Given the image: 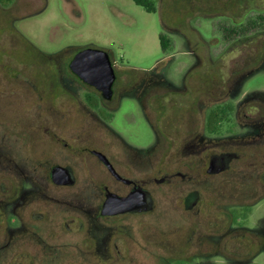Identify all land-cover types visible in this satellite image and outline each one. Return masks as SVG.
Instances as JSON below:
<instances>
[{"label": "flooded vegetation", "instance_id": "af4514ba", "mask_svg": "<svg viewBox=\"0 0 264 264\" xmlns=\"http://www.w3.org/2000/svg\"><path fill=\"white\" fill-rule=\"evenodd\" d=\"M16 2L0 0V17L10 20L9 28L2 25L0 33L12 34L10 42L21 37L13 28L20 19L19 12L13 9ZM214 2L223 4V8L233 3L232 0ZM260 11L249 12L258 15ZM243 16L232 19V26H239L237 31L244 29L243 22L248 17ZM252 18L257 25L249 32L237 33V41L261 35L259 29L264 31L260 16ZM224 19L231 21L228 17ZM227 29L224 28L228 33ZM251 32L254 33L250 35ZM171 35L174 39L166 38L169 41L166 51L176 45L187 56L197 57L196 63L181 72L158 65L148 72L133 74L117 69L108 53L115 74L110 98L104 97L102 91L85 82L72 68L75 56L92 46L47 54L27 42L32 49L25 47L20 56L29 55L27 50H31L36 59L16 65V72L11 69L1 72L8 79L22 80L25 103L38 111L40 122L34 128L35 136L50 152L44 158L33 154L23 132L0 122V149L12 156L0 158L2 167L18 169L19 173L18 182L10 180L9 186L2 185L5 192L0 200L1 226L11 238L13 233L26 234V211L40 202L44 184L55 192L86 190L93 206L92 218L99 222L164 216L168 210L160 208V197L168 189L178 191L173 199L176 212L191 220L192 225L183 232L179 245L168 246L172 252L167 259L156 257L157 264H264V85L247 88L256 76L264 77V49H258L252 59L242 51L246 57L241 59L244 64L240 60L234 67L231 80L230 76L225 80L224 73L223 80L218 82L212 80L211 66L200 63L188 35L180 29ZM1 46L0 41V49ZM3 50L8 52L4 45ZM258 57V62L252 65ZM34 64L44 69V87L29 86L31 79L22 65ZM126 106H130L129 110ZM47 112L55 120L45 117ZM175 112L184 117V125L173 135L168 115ZM65 118L78 123L66 125ZM80 123L85 128L80 129ZM132 123L147 124L154 135L151 144L138 146L128 138ZM39 170V177L32 176ZM67 175L72 184L65 182ZM137 191L149 196V206L136 203L129 211L103 214L109 195L126 198ZM9 216L15 217L16 222L9 223ZM144 226L149 227L139 225L138 233L147 240L142 232ZM68 228L64 224L62 233L68 232ZM110 235L105 239H110ZM120 240L116 237L110 244L112 264H137L133 256L135 247L142 252L150 244L159 249L167 247L145 241L146 245L134 242L123 250L117 244ZM13 244L8 241L0 245V261H5L3 254ZM38 246L44 249L45 256L27 254L15 257L13 264H53L52 259L47 262L44 259L76 250V246L70 250L73 247L66 242H39Z\"/></svg>", "mask_w": 264, "mask_h": 264}, {"label": "rangeland", "instance_id": "374dc122", "mask_svg": "<svg viewBox=\"0 0 264 264\" xmlns=\"http://www.w3.org/2000/svg\"><path fill=\"white\" fill-rule=\"evenodd\" d=\"M147 1L156 8L155 12H148L134 0H17L14 4L13 9L19 12L20 16L17 18L20 19L16 20V26L13 28L21 33V37L13 38L10 42L12 34L0 33V122L23 132L33 154L43 158L50 155L44 143L35 136L34 128L40 122L38 111L25 103L22 80L18 79L19 77L8 79L1 73L5 69L16 72V65L28 64L30 60L36 59L31 50H27L29 55L20 56L25 47L32 49V45L28 46L27 42L47 54L65 49L70 52L84 46L103 49L116 62L117 69L133 74L148 72L158 65L171 66L175 71L181 72L195 64L197 57L195 59L187 56L176 45L163 51L160 44L161 34L168 40H173L171 33L180 29L190 38L191 48L198 55L200 63L211 66L212 80L218 82L223 80L224 73L225 80H228L227 76L232 79L231 71L235 70L234 67L241 59L246 58L242 56V51L251 55L249 58L252 59L258 49H264V31H261L263 28L259 29L261 35L238 41L236 35H230V39H227V31L224 30L225 27H233L232 19L244 15L245 10H264V0H232L231 6L234 8L229 10L223 8V4L214 2L216 0ZM223 17H228L231 21ZM9 22V19L7 21L6 18L4 20L0 17V31L2 25L9 28ZM3 45L8 52L3 50ZM258 59L259 57L251 64L254 65ZM241 64H244L242 60ZM22 67L34 83L28 82L29 86H45V72L42 67L35 64ZM263 85L264 77L258 75L247 84V88ZM129 107L126 106V109L129 110ZM168 116L169 129L174 135L178 127L182 128L184 125V117L177 112ZM45 117L55 120V116L48 112ZM130 119L133 120L134 117ZM64 123L75 126L78 122L73 118H65ZM83 127L85 128L83 123H80V129ZM127 136L134 144L146 146L151 144L154 135L147 124L132 123ZM4 156L12 158L0 149V158ZM2 166L0 159V200L5 192L2 185L9 186L10 180L18 182L16 179L19 174L18 169H5ZM40 172L41 170L32 176L39 177ZM41 186L45 190L42 191L40 202L32 204L24 217L28 229L24 232L26 234L16 236L13 233L11 238V234L1 226L0 221V245H5L8 241L14 243L11 249L3 254L6 258L4 262L1 260L0 264H13L15 257H24L27 254L34 256L38 253L39 257L45 256L44 249L36 248L39 247V242H66L73 247L70 250L76 246L73 252L49 255L44 259L45 262L52 259L53 264H112L114 261L113 255L110 254V244L116 237L121 239L117 244L123 250L133 246L134 242L146 245L144 242L148 241L149 244L155 242L167 246L159 249L155 247L157 245L150 244L143 252L139 247L133 249L137 264H157L156 257L163 256L167 259L172 252L168 246L173 248L179 245L183 232L192 225L191 220L179 216L176 212L178 208L173 199L177 197L178 191L165 189V195L160 197V208L168 210L164 216L149 215L143 218H124L117 222H99L92 218L93 206L86 190L55 192L49 190L46 184ZM215 216L213 213V217ZM8 221L13 224L16 218L9 216ZM66 223L69 226L68 232L62 233L61 227ZM141 224L149 226L142 227L147 240L144 237L142 239L138 233ZM108 234H111V237L107 240L105 237ZM21 242L25 243L24 246H20ZM96 242L99 251L95 246Z\"/></svg>", "mask_w": 264, "mask_h": 264}, {"label": "water", "instance_id": "95a60500", "mask_svg": "<svg viewBox=\"0 0 264 264\" xmlns=\"http://www.w3.org/2000/svg\"><path fill=\"white\" fill-rule=\"evenodd\" d=\"M71 65L85 82L102 91L104 97H111L115 74L107 51L99 48H87L75 56ZM66 177L68 178L65 182L72 184L71 177L68 175ZM136 203L149 206L150 198L146 193L139 191L126 198L109 195L104 205L103 214L112 215L126 212L136 206Z\"/></svg>", "mask_w": 264, "mask_h": 264}, {"label": "trees", "instance_id": "16d2710c", "mask_svg": "<svg viewBox=\"0 0 264 264\" xmlns=\"http://www.w3.org/2000/svg\"><path fill=\"white\" fill-rule=\"evenodd\" d=\"M134 1L138 5L144 7L148 12H155L156 11V8L147 0H134ZM232 8H234V7H232L231 4H229L227 9L229 10V9H232ZM260 12L261 13L257 15V14H253V12L251 13V12H248V10H245L244 15H245V17H248V19L243 22L244 23L243 24L244 29H242L240 31L241 32H243V31L244 32L251 31V29L257 25V22L252 18V17H255V16H258V17L260 16V18H261L260 25L264 26V10L263 11L261 10ZM237 29H239V26L237 24H235L234 27H229L227 29L228 30L227 36H225V37L227 39H230V37L232 35H236L237 33L240 32V31H237ZM168 43H169V41L166 39V37L163 34H161L160 35V44H161V48H162L163 51H166V49L168 48Z\"/></svg>", "mask_w": 264, "mask_h": 264}]
</instances>
